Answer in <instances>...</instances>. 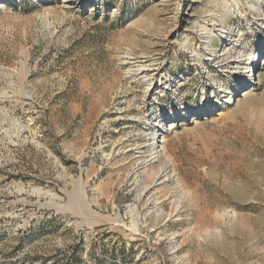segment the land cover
I'll use <instances>...</instances> for the list:
<instances>
[{
  "label": "rangeland",
  "instance_id": "obj_1",
  "mask_svg": "<svg viewBox=\"0 0 264 264\" xmlns=\"http://www.w3.org/2000/svg\"><path fill=\"white\" fill-rule=\"evenodd\" d=\"M0 4V264H264V0Z\"/></svg>",
  "mask_w": 264,
  "mask_h": 264
},
{
  "label": "bare ground",
  "instance_id": "obj_2",
  "mask_svg": "<svg viewBox=\"0 0 264 264\" xmlns=\"http://www.w3.org/2000/svg\"><path fill=\"white\" fill-rule=\"evenodd\" d=\"M6 6V5H5ZM0 7L2 8L3 7V5L2 4H0ZM208 31V30H207ZM202 48H204V47H202ZM205 49V48H204ZM212 55V54H211ZM239 56H245L244 57V60L242 61L243 63L242 64H244L243 65V69H248L249 68V73H248V77H250V76H252L253 74L251 73L253 70H252V67L253 66H256V62H257V58H255V59H252V57L250 58V56H249V53H244L243 55H238V57ZM210 57H208L207 59H209ZM236 58H237V56H236ZM251 59V60H250ZM236 60V59H235ZM261 61V60H260ZM260 63L261 62H259V64L257 65V67L260 65ZM131 67H132V70H135L136 71V73L138 74V75H140L141 77H144V79H149V77H150V75H151V73H149L148 71H149V68H150V63H147V62H145V61H141V62H138V63H133L132 65H131ZM256 67V68H257ZM254 68V67H253ZM232 69H234V68H232ZM131 70V69H130ZM223 91H225L224 89H223ZM249 92V90H247V91H243L242 93H240L241 95H243V96H245L247 93ZM170 120V119H169ZM155 138V137H154ZM157 142H159V141H157V140H153V142L151 143V146H152V148H156V146H157ZM159 145V144H158Z\"/></svg>",
  "mask_w": 264,
  "mask_h": 264
},
{
  "label": "built area",
  "instance_id": "obj_3",
  "mask_svg": "<svg viewBox=\"0 0 264 264\" xmlns=\"http://www.w3.org/2000/svg\"><path fill=\"white\" fill-rule=\"evenodd\" d=\"M242 52H244V50L242 51H240L238 54H240V53H242ZM246 53H249L250 54V52H245V54ZM255 53V58H257L258 60H259V54L257 53V52H254ZM244 57L245 56H242V57H240V59L243 61L244 60ZM252 56H250V58H251ZM251 60V59H250ZM257 60V61H258ZM240 61V60H239ZM241 61V62H242ZM232 68V67H231ZM247 69V68H246ZM234 72H236L237 70H239V69H235V67H234V69H232ZM238 72V71H237ZM248 73H249V70H248V72L247 73H245V79H252L253 77H254V74H253V71L251 72L253 75L252 76H250V77H248L247 75H248ZM251 84H254V81L253 80H251V82H250ZM246 84H248V82H246ZM246 84H243L242 86H244V85H246ZM221 88H224V87H221ZM250 88H253V85H251V86H249V87H247L246 89H244L245 91H247V90H249ZM224 89H226L227 90V93L226 92H224L222 89H220V90H218L217 89V91L219 92L218 93V95H217V97L219 98V95L220 94H224V95H229V96H231L232 97V95H231V91L229 90V88H224ZM225 90V91H226ZM244 90H242V91H240V93H242ZM222 92V93H221ZM215 94H216V92H214V96H215ZM216 97V96H215ZM224 98V97H223ZM219 100H222V99H219ZM220 102V101H219ZM223 103H225V101H224V99L222 100V102L220 103V104H223Z\"/></svg>",
  "mask_w": 264,
  "mask_h": 264
}]
</instances>
